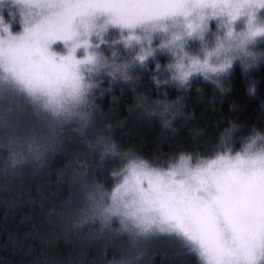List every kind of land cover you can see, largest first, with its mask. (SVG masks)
Segmentation results:
<instances>
[{
  "label": "clouds",
  "instance_id": "1",
  "mask_svg": "<svg viewBox=\"0 0 264 264\" xmlns=\"http://www.w3.org/2000/svg\"><path fill=\"white\" fill-rule=\"evenodd\" d=\"M10 3L14 4L15 0H0V20H3L4 9ZM214 11L216 15H213ZM204 15L208 17L206 26L198 35L189 36L184 26L155 44L151 32L137 35L139 39L130 44L126 42L129 35L123 33L111 40L88 41L90 46L83 49L80 59L91 54L96 57V62L81 66L84 89L79 101L64 95L51 104L47 103L46 96L33 102L24 93L10 87L4 79L6 74L0 75V205L9 209L12 215H18L24 205L34 202L31 193L34 189L39 192L45 178L52 174L49 157L57 147L60 149L58 155L71 160V172L75 176L74 179L65 177V187L72 191L79 184L83 189L80 193H73L70 201L48 209L47 223L43 225L48 229L46 233L37 229L12 239L13 255L21 257L17 264H84L78 256L61 259L59 245L71 242L83 249L84 242L89 239H94L102 247L114 248L118 253V258L114 256L104 264H156L158 254L167 258L169 252L178 256L195 253L177 247L174 235L155 227L144 231L133 217L124 215L134 208L125 209L122 204L121 215L106 213L104 210L112 205L113 191L106 192L104 184L98 180L115 178L124 181L133 164L166 174L185 165L189 169L207 165L222 155L229 158L264 157V131L249 133L242 140L240 149L234 152L232 145L225 142L231 141L238 125L230 124L221 136L222 154L218 152L210 160L196 157L195 164L193 153L184 151L178 157L153 159L138 153L137 146L143 142L142 137L130 132L114 115L119 110L120 99L101 104V98L110 97L120 85L130 87L141 80L142 76L137 73L141 69L147 71L153 64L155 72L149 77L152 81L183 88L187 93L191 88L189 78L183 83L174 79L177 75L175 65L179 62L187 70L192 65V58L201 66L206 64L208 69L216 71H193L191 75L202 74L221 94L231 92L233 88L223 81L233 69L237 60L234 57L241 59L248 69L258 67L264 61V48L258 49L264 45V34L245 39L250 19L254 28L264 30V8L244 7L235 19L222 8H205ZM174 34L180 39L169 45L171 50H161L160 46L171 41ZM70 46L64 45L67 50ZM150 48L153 54L141 62L139 57ZM188 49L192 50L191 54ZM161 56H170L172 62L161 64ZM226 61L231 64L221 70ZM246 91L255 95L254 87ZM138 100L136 107L142 108V115L158 117L161 130L167 135L176 133L178 122L187 127L189 119H181L186 111V97L148 103L147 97L141 95ZM154 164L157 166L152 167ZM110 165H119V169L106 173ZM130 199L124 198L125 202ZM72 236L75 239L70 241ZM259 264H264V257Z\"/></svg>",
  "mask_w": 264,
  "mask_h": 264
},
{
  "label": "snow or ice",
  "instance_id": "2",
  "mask_svg": "<svg viewBox=\"0 0 264 264\" xmlns=\"http://www.w3.org/2000/svg\"><path fill=\"white\" fill-rule=\"evenodd\" d=\"M19 2L31 5V0ZM37 6L59 11H50L32 27L25 26L20 35L9 33L6 39L0 38V68L6 73L4 79L11 88L26 94L33 102L46 96L47 103L51 104L64 95L79 101L84 89L81 66L95 63L96 57L89 54L77 58L78 48L90 46L86 38L78 37H87L95 29L98 14L107 17L101 30H106L109 25L127 29L130 34L126 42L130 44L139 39L133 30L142 24L152 22L156 29L163 27L157 21L182 15L187 34L198 35L208 19L204 15L205 8L227 9L235 19L244 7L264 8V0H141L126 3L76 0L39 3ZM192 13L196 14L195 22L188 19ZM216 14L214 11L213 15ZM262 34L264 30L254 28L250 19L245 39L251 40ZM179 39L180 36L174 34L171 41L160 46L161 50H171L169 45ZM56 40L71 41L66 55L57 56L50 50ZM152 54L150 48L139 60L143 62ZM229 64L231 61H226L221 70ZM175 68L174 79L182 83L193 71H216L208 69L206 64L201 66L195 58L187 70L179 62ZM126 196L131 197L130 201L125 202ZM111 199L112 205L104 210L106 213L121 215L122 204L125 209L134 208L124 215L133 217L144 231L155 227L180 238L182 248L197 253L203 264H259L264 257V157L229 158L222 155L207 165L195 169L185 165L166 174L133 164Z\"/></svg>",
  "mask_w": 264,
  "mask_h": 264
},
{
  "label": "trees",
  "instance_id": "3",
  "mask_svg": "<svg viewBox=\"0 0 264 264\" xmlns=\"http://www.w3.org/2000/svg\"><path fill=\"white\" fill-rule=\"evenodd\" d=\"M259 48H264V45L258 46ZM159 59L163 65L172 62L170 56H161ZM154 72V64L150 65L147 71L141 69L137 73L142 76L141 80L134 82L130 87L120 85L110 97L101 98V104L110 103L114 98L120 99L119 110L114 115L124 122L123 126L130 132L142 137L143 142L137 146L140 155L166 159L170 156L178 157V154L184 151L193 153V163H196V157L210 160L215 158L218 152L222 154L221 136L230 124L238 125L231 141L225 142L232 145L234 152L240 149L242 140L249 133L255 130L264 131V61L251 69L238 61L223 81L226 86L233 88L227 94H221L215 85L202 77L191 79V88L185 93L183 88H172L170 85L152 81L149 77ZM251 87L255 88V95H249L246 91ZM141 95L147 97L148 103L164 98L176 100L186 97V111L181 119H189L187 127L178 122L176 133L167 135L161 130L158 117L144 116L142 108L136 107ZM189 112L192 113L191 117ZM188 128H191V131ZM59 150L57 147L50 154L52 174L45 178L39 192L34 189L31 193L33 203L24 205L18 215H12L9 209L0 205V264H17L21 257L13 255L12 239L37 229L46 233L48 229L43 225L47 223L48 209L70 201L73 193L83 190L79 184L72 191L65 187V177L74 179L75 176L71 172V160L65 155H58ZM118 169L119 165H110L106 173ZM119 182L115 178L98 180V183L104 184L106 192L113 191ZM74 239V236L70 237V241ZM84 244L85 247L81 249L71 242H61L60 258L71 259L78 256L83 259L84 264H104L105 260H111L114 256L118 258L114 248L102 247L94 239H89ZM179 258L185 259L186 264H200L193 255L178 256L171 252L167 258L158 254L156 264H161L162 261L164 264H176Z\"/></svg>",
  "mask_w": 264,
  "mask_h": 264
},
{
  "label": "rangeland",
  "instance_id": "4",
  "mask_svg": "<svg viewBox=\"0 0 264 264\" xmlns=\"http://www.w3.org/2000/svg\"><path fill=\"white\" fill-rule=\"evenodd\" d=\"M46 2H54V3H65V2H76V0H31L30 6H25L24 4L20 3L19 0H15L14 4H9L5 7L4 13H3V20H0V38H7L9 33L11 35H20L23 33L25 26L32 27L37 22H39L43 17L49 15L50 11H59V9H53L50 10L47 7H38L37 4L39 3H46ZM80 2H99V3H126V2H141V0H80ZM195 13H192L188 19L195 22ZM106 15L104 14H98L97 18L95 20V29L87 36L84 37L81 35L78 37V39H87L89 42L95 41L98 38H102L105 40H111L120 34L129 35V31L127 29L121 30L119 27L111 26L109 25L108 28L105 30H101V25L104 24V21L106 19ZM157 24L163 25V27H157L156 29H153L152 22H149L147 24H142L137 26L133 30L134 35L143 36L147 34L148 32H151L153 35V42L159 43L160 39L166 38L169 34L180 30L182 27L185 26V17L184 16H177V17H170L165 18L161 21H157ZM213 27L214 22H213ZM7 29V31H5ZM166 29V31H165ZM83 32V29L80 30ZM99 34V37L97 36ZM71 45V41L65 42L63 40H56L50 45V50L52 52H55L57 56L65 55L67 53V49L64 47V45ZM103 47V45H102ZM84 47L81 46L77 49L76 55L77 58H81V54L83 53ZM191 49H188L189 54H191ZM241 61V59H237L234 61L233 66L238 62ZM6 74L3 72V69L0 68V75ZM195 77H203L200 73H194L189 77V81ZM26 96V94H24ZM54 150V149H53ZM52 150V151H53ZM51 151V152H52ZM195 164V163H193ZM153 167V166H152ZM118 185L114 188V190L123 183V179H119ZM113 190V191H114ZM176 241L177 247L182 248L183 242L180 238L174 237ZM188 255H193L197 257L200 264H203V262L200 260L197 253H188ZM176 264H179L180 261H183V264H186L185 259L179 258L176 260Z\"/></svg>",
  "mask_w": 264,
  "mask_h": 264
}]
</instances>
